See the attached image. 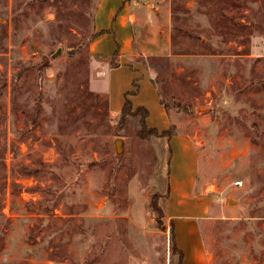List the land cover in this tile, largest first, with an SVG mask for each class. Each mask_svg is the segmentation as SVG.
Listing matches in <instances>:
<instances>
[{
    "label": "rangeland",
    "instance_id": "1",
    "mask_svg": "<svg viewBox=\"0 0 264 264\" xmlns=\"http://www.w3.org/2000/svg\"><path fill=\"white\" fill-rule=\"evenodd\" d=\"M178 4L174 56L145 64L160 97L190 109L180 130L201 153L202 186L224 200L208 246L223 264H264V0ZM96 9L97 0H0V264L178 262L171 225L151 207L167 193L169 153L138 137V119L118 131L110 110L140 95L149 127L163 132L169 119L157 95L134 93L143 73L104 64L118 50L112 34L90 45Z\"/></svg>",
    "mask_w": 264,
    "mask_h": 264
},
{
    "label": "crops",
    "instance_id": "2",
    "mask_svg": "<svg viewBox=\"0 0 264 264\" xmlns=\"http://www.w3.org/2000/svg\"><path fill=\"white\" fill-rule=\"evenodd\" d=\"M178 2L179 0H97L95 13L99 18L96 24L95 14L94 22L97 35L90 45L100 44L94 41L101 36L112 34L118 45V50L113 55L116 56L119 64L116 68L123 67L124 62H127L136 71L143 73L141 82L143 88H139L137 92L147 90L157 95L159 103L157 104L162 109V115L168 117L170 127L173 125L176 127V134L169 142L166 139L155 141L159 143V148L163 147L162 153H169L168 196L162 198L161 206L168 225L174 227L177 247L184 254L182 264H223L218 255L210 249L211 245L208 246L207 227L211 220L217 219L218 212L215 210L223 207L224 200L219 196L209 194L208 188L202 186L200 181L201 162H203L201 153L189 136L180 130L181 112L175 109L167 110L161 104L162 98L159 94L161 88L154 85L157 74L145 64L154 57L171 58L174 56L172 52L175 43L174 21L175 15L179 12L176 10ZM186 3L187 6L193 8L191 2ZM181 5L183 7V2ZM113 9H117L118 15L110 22L108 20L110 17L105 12H111ZM182 13L185 12L182 11ZM113 56H105L106 59L102 60L110 70L116 69L111 66ZM96 60V56H93L91 65ZM97 76L103 78L106 74L101 72ZM145 86L149 88H144ZM197 89L200 92L217 90V88H193L191 91L194 92ZM98 94L107 98L110 110L108 94ZM136 98L140 100L134 101V99L137 100ZM132 100L135 109L145 107L148 110L151 108L140 95L133 97ZM110 113L118 117L120 110H110ZM149 118L148 116L147 120Z\"/></svg>",
    "mask_w": 264,
    "mask_h": 264
},
{
    "label": "trees",
    "instance_id": "3",
    "mask_svg": "<svg viewBox=\"0 0 264 264\" xmlns=\"http://www.w3.org/2000/svg\"><path fill=\"white\" fill-rule=\"evenodd\" d=\"M97 34L94 35L96 37ZM93 37V38H94ZM111 66L113 68L119 67V64L116 61V56H113L111 60ZM159 82L154 81L155 85H159ZM135 85V92L136 93L139 88L138 82L134 83ZM161 104L168 110V109H175L179 112H189L190 109L183 103L177 102L176 99L170 97V98H162ZM149 116V111L145 107H139L134 108L132 102L128 98V94L126 95L125 103L123 105L122 110L120 111V114L118 116L117 121V129L118 131H123L127 121L131 118L138 119V137L146 142H151L153 139H166L168 142L171 140V138L176 134V127L173 125L169 129L159 132L158 130L151 128L147 124V118ZM168 192L165 195H162L161 193H154L152 196V202L151 207L158 214L159 222H163L165 220V213L161 206V200L163 197H167ZM49 201H42L43 204H47L45 208L48 207V211L51 209V204L48 203ZM50 206V207H49ZM171 236H172V252L174 255L178 256V262L177 264H182L184 259V254L181 252L176 244L175 234H174V227L171 225Z\"/></svg>",
    "mask_w": 264,
    "mask_h": 264
},
{
    "label": "water",
    "instance_id": "4",
    "mask_svg": "<svg viewBox=\"0 0 264 264\" xmlns=\"http://www.w3.org/2000/svg\"><path fill=\"white\" fill-rule=\"evenodd\" d=\"M63 52L62 46L59 48V50L53 54V58H56L57 56L61 55ZM213 108L212 107H205V106H200L197 108L198 113H204V112H210ZM115 149H116V156L118 159H121L124 155L125 152V143L122 138H117L114 141ZM230 203H233L230 201Z\"/></svg>",
    "mask_w": 264,
    "mask_h": 264
},
{
    "label": "built area",
    "instance_id": "5",
    "mask_svg": "<svg viewBox=\"0 0 264 264\" xmlns=\"http://www.w3.org/2000/svg\"><path fill=\"white\" fill-rule=\"evenodd\" d=\"M237 185H241V183L240 182H237Z\"/></svg>",
    "mask_w": 264,
    "mask_h": 264
}]
</instances>
